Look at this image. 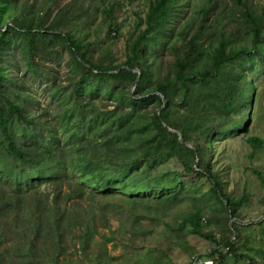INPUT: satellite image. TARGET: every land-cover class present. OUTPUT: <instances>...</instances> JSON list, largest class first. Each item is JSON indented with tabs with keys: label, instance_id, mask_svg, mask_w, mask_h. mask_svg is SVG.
<instances>
[{
	"label": "rangeland",
	"instance_id": "obj_1",
	"mask_svg": "<svg viewBox=\"0 0 264 264\" xmlns=\"http://www.w3.org/2000/svg\"><path fill=\"white\" fill-rule=\"evenodd\" d=\"M81 1L87 11L83 17L74 8L79 7L78 0H54L51 13L62 6L61 18L85 21L83 37L92 42L93 57L122 61L127 37L145 26L141 17L149 0ZM195 1L190 16L179 13L182 20L207 2ZM214 1L226 14H237L233 0ZM103 8H110L117 21L108 35L109 17ZM198 13L193 14L194 25L200 20ZM6 19L7 6L1 1L0 25L7 24ZM246 36L238 37L244 41ZM171 37L170 43L182 41L173 32ZM20 39L16 34L9 44L17 61L11 72L20 75V90L28 94L30 110L40 121L46 119L39 135L50 139L56 152L14 161L0 150V264H182L197 254L204 256L206 264L219 262L220 254L224 255L221 264H251V258L264 264V149H254L247 141L252 134L264 138V55L241 61V104L231 120L205 134L212 141V156L208 161L204 148V160L219 173L231 200L240 202L237 214L231 215L213 194L211 180L184 170L173 157L147 165L106 154L103 146L116 145L123 157H134L126 144L129 140L115 127L137 118L114 107L116 101L103 84L90 96L75 95L66 43L54 39L44 53L33 52L27 58ZM173 58L170 50L162 49L153 59L162 60L164 71ZM29 59L35 70L28 66ZM231 66L238 67V62ZM212 102L196 90L185 111L203 114L207 124L216 108L207 106ZM153 107L155 103L145 112ZM97 108L102 113L95 112ZM115 111L122 113L112 118ZM14 130L15 134L26 131L19 125ZM112 157L113 163L105 160ZM52 204L59 206L57 212ZM196 209L200 211L197 231L181 220L182 214ZM56 219L68 224L58 235L53 228Z\"/></svg>",
	"mask_w": 264,
	"mask_h": 264
},
{
	"label": "trees",
	"instance_id": "obj_2",
	"mask_svg": "<svg viewBox=\"0 0 264 264\" xmlns=\"http://www.w3.org/2000/svg\"><path fill=\"white\" fill-rule=\"evenodd\" d=\"M1 1L7 6L5 22H8L0 25V150L14 161H32L34 157L55 155L56 148L51 140L39 135V127L46 125V119L40 121L36 112L30 110L28 94L20 90L21 77L17 72H11L12 67L17 68V61L9 44L18 34L25 45L23 53L28 58L33 52L44 53L48 50V43H55L52 40L57 39L66 43L71 57L70 80L75 95L86 96V93L90 96L92 90L103 84L101 86L107 94L116 101L114 107L137 118L115 127L129 140L126 144L133 150L134 157H123L116 145L103 146L106 154L111 153L122 160L129 158L131 164L145 162L147 165H151L152 160L173 157L184 170L208 177L215 197L231 215L237 214L240 202L231 200L223 179L208 162L212 156V141L205 134L206 131L212 132L218 124L231 120L241 104L244 87V78H240L243 71L241 61L264 55V0H233L238 5L235 15L226 14L216 1L207 0L193 12L200 14L196 25L193 24V14L183 20L179 16L183 11L190 16L189 8L195 0H149L141 17L145 26L135 29L127 37L125 57L120 62L113 61L110 56L93 57V44L83 37L85 21L61 18L62 6H57L51 13L54 0ZM78 1L79 7L74 8L83 17L87 11L83 10L82 1ZM103 12L109 17L108 35L117 21L110 8H103ZM224 17L231 19L230 22ZM171 32L182 38L181 43H170ZM241 34H247V41L238 37ZM162 49L170 50L174 55L164 71L162 60L153 59ZM52 50L56 53V46ZM28 61L30 69L35 70L32 60ZM233 61L238 62V67L231 66ZM232 74L237 78L230 79ZM133 84L134 88L130 90ZM196 90L204 92V97L212 98L213 102L207 104L209 108L216 106L207 124L203 121V114L185 111ZM145 92L152 94L143 98ZM154 103L155 107L145 112ZM95 112L102 113L99 108ZM120 113L115 111L111 116L114 118ZM17 125L26 131L15 134ZM190 141L193 142L191 145ZM247 141L254 149H264V138L259 135H249ZM204 148L208 161L203 157ZM105 160L109 163L115 161L114 157ZM51 208L54 212L59 210L55 204ZM174 218L178 217L175 215ZM181 220L182 224L187 223L197 231L200 211L196 209L182 214ZM67 226V223L60 224L59 219L53 224L57 235ZM228 244L232 246L231 242ZM211 252L216 253V249ZM223 257L220 254V261L215 264H221ZM251 264H256L253 258Z\"/></svg>",
	"mask_w": 264,
	"mask_h": 264
},
{
	"label": "built area",
	"instance_id": "obj_3",
	"mask_svg": "<svg viewBox=\"0 0 264 264\" xmlns=\"http://www.w3.org/2000/svg\"><path fill=\"white\" fill-rule=\"evenodd\" d=\"M186 264H206V259L203 257H198V254L190 258Z\"/></svg>",
	"mask_w": 264,
	"mask_h": 264
},
{
	"label": "water",
	"instance_id": "obj_4",
	"mask_svg": "<svg viewBox=\"0 0 264 264\" xmlns=\"http://www.w3.org/2000/svg\"><path fill=\"white\" fill-rule=\"evenodd\" d=\"M179 139L181 140V135L179 134Z\"/></svg>",
	"mask_w": 264,
	"mask_h": 264
}]
</instances>
